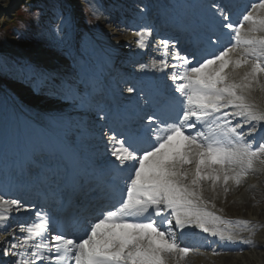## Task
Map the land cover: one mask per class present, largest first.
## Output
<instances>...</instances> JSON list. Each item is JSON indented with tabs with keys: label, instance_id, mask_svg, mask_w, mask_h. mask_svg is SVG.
Here are the masks:
<instances>
[{
	"label": "snow or ice",
	"instance_id": "1",
	"mask_svg": "<svg viewBox=\"0 0 264 264\" xmlns=\"http://www.w3.org/2000/svg\"><path fill=\"white\" fill-rule=\"evenodd\" d=\"M87 3L99 19L95 0ZM203 8L197 51L161 39L154 49L159 58L140 66L165 73L172 86L126 87L135 104L116 114L119 127L103 133L119 182L98 216L69 231L39 208L29 223L17 225L18 233L9 231L13 212L36 206L0 190V225L11 237L0 236V255L13 257L11 264H191L215 241L226 250L237 241L256 246L232 227L251 222L218 215L223 209L216 210L215 199L218 190L227 195L264 170V0H249L236 12L219 0ZM134 35L143 49L152 30ZM21 68L34 72L27 60ZM193 229L214 240H197ZM211 254L221 252L213 247Z\"/></svg>",
	"mask_w": 264,
	"mask_h": 264
},
{
	"label": "rangeland",
	"instance_id": "2",
	"mask_svg": "<svg viewBox=\"0 0 264 264\" xmlns=\"http://www.w3.org/2000/svg\"><path fill=\"white\" fill-rule=\"evenodd\" d=\"M8 1L6 2L8 3ZM122 1L123 3L127 2L124 0ZM25 2L26 0H16L14 6L8 11V13L0 17V52L2 53V55L5 54L4 56H2L3 58H1L3 68H0V82H2L3 87L9 90L11 95L17 100L18 105L21 106V108L26 112L27 115L34 116V114L39 113L41 116L45 117V114H51L46 111H51V108H57L56 111H60L58 109H61L62 106H64L65 110H67L69 114H73L72 117H69V114L66 115L62 120V122L65 123V125H63V129H61L63 123L59 126V129H57L53 126H49L51 122L43 121L44 125L47 128L56 131L57 134L63 135L62 131H64V129L68 127L72 128V131L73 129L76 131L80 130L82 134H78H80V136H86V133L84 131L85 129L82 130L83 127H81L86 125V128L89 129L87 130L86 137H90L89 135L91 133L95 134V129H98V126H96V120L99 118L97 117L98 115L94 114V117L87 115L88 118H86V113L83 112L84 105H82L80 102L74 100H65L63 98H49L48 95L44 94L43 92H39V89L37 90V86L33 87L26 84V82H23V80H21L18 76V69L19 67H21V64H23L24 61L27 60L29 63L32 62L31 58H28L30 56L33 57L37 62L46 60L49 61L50 59H53L54 61H56V63H59L60 61L62 62L64 59H62L61 56H64L67 57L68 61H66L65 59V64L62 62L64 65L63 70H61L63 75L65 74V78H77V66L72 61V59H70V55L72 54L70 52H72L73 46H76V50L80 52V55L81 52H83L85 55H89V53H91L93 56L95 54L96 57H102V55L104 54V50L110 49H103L101 48L102 45L111 47V49L113 50L114 48L119 47L124 39L126 40L128 34L118 36L120 29H113V25L109 26L111 23V18L117 19L114 17V15L117 14L111 7L118 4H113V2L115 3V0H95V6L97 7L99 12V19H97L96 16L92 15V9L89 8L87 0H72L71 4L72 10H74V14H71L70 10H67L66 6H64V0H43L40 3V5H43V7H45L43 13L38 14L35 9L31 10L28 15H25L26 17H23V19L21 20H17V23H19V28H14L9 22L12 20V17L15 15V13H18L22 6H25ZM127 5L130 6L131 4H124V7H126ZM144 5L145 4H143V6ZM108 6L110 8H108ZM133 6H138L139 8L137 9ZM123 9L122 11H124ZM140 9L143 10V7L139 6V4H133L129 8V12H122L121 14L123 16L128 15L131 18L130 21L133 23V21L136 20L135 13L141 12L139 11ZM118 18L122 20L121 17ZM66 19H70L71 23L65 24ZM74 21L76 23H74ZM101 21H107L108 24H106L105 26ZM7 23H9V27H5ZM126 23L129 24V22ZM75 24L78 27L77 30H75ZM80 27H83V30ZM74 31L78 33L80 32L77 37H75ZM131 42L129 41L127 44H123V50L132 51L133 53L134 51L138 52L139 50L137 49L136 44H132ZM3 48L4 50L1 51V49ZM6 53L9 55V57H6ZM10 56L16 57V62L12 61ZM77 58L80 59V56H77ZM37 73V66H34V72L28 71L26 73L27 76H29V74L35 75L32 77L31 83H37L35 82L38 79ZM1 92L2 91L0 90V93ZM76 106H80V111L71 112ZM12 115L13 123L17 119L14 118V114ZM51 121L58 125V122L56 120L54 121L52 119ZM25 126L27 131L30 133L33 132V130H36L33 122H27ZM0 127L2 130V126ZM12 128L15 129L16 124L13 123ZM1 138L0 144H2ZM70 138L74 139L75 137ZM75 140L78 141L77 138H75ZM97 142L95 143V145H99V143ZM85 143L87 144V146L90 144L89 142ZM224 200L225 201H220V205L223 206L224 209L228 210L226 211V213L233 215L242 214L248 217L249 215H251L249 212H254V210H256L257 215L255 216H258L257 224L264 220V216L258 210V206L260 204H264L263 191L261 192L255 187H251L247 197H244V195H242V197L234 200L233 196L225 195ZM253 239L258 240L259 238L255 237ZM263 248H252L256 250L252 251L253 254L257 256V259L255 261L248 260L247 263L244 259V257L246 256L245 254L249 255L251 253H248L252 250L250 249L246 251H240L239 253L229 254L231 256V259L229 260V262H225L224 264H264ZM219 258H221V256H219ZM220 262L221 261H219L218 264H223V262Z\"/></svg>",
	"mask_w": 264,
	"mask_h": 264
},
{
	"label": "bare ground",
	"instance_id": "3",
	"mask_svg": "<svg viewBox=\"0 0 264 264\" xmlns=\"http://www.w3.org/2000/svg\"><path fill=\"white\" fill-rule=\"evenodd\" d=\"M6 1H8V0H0V17L1 16H3L4 14H6V13H8V11L14 6V3L16 2V0H9L8 1V3L6 2ZM136 1L137 0H130L129 1V3H132V2H134V3H136ZM152 2V4L154 3V6H156V14L158 15V14H160V16H161V20L163 21V22H169L171 19H174L175 17L174 16H172V13L169 11V9L167 8V5H169V3L168 2H165V0H162V1H158V0H152L151 1ZM151 4V5H152ZM165 4V5H164ZM150 5V4H149ZM171 5V4H170ZM172 6V5H171ZM170 8V7H169ZM170 9H172V8H170ZM153 19H154V17H153ZM112 20V19H111ZM183 20V19H182ZM4 22V21H3ZM102 22V24L103 25H105L106 26V24H108L106 21H101ZM117 22V23H116ZM124 22H122V23H120L119 21H116L115 19H113L112 21H111V23H110V25L109 26H112L113 25V29H117V28H119L120 29V31H119V33H118V36H123V34H128L127 35V38H126V41H130L131 40V38L133 39V38H135L136 36L134 35L135 34V32H137V30H140V29H142L140 26L141 25H139V24H136L137 25V27L135 26V25H133V27H127L126 26V28L124 27ZM122 25H123V28H122ZM1 26V25H0ZM122 28V29H121ZM125 28V29H124ZM127 28H134L136 31H133L132 29L131 30H129V29H127ZM137 38V37H136ZM132 43H134V42H132ZM138 50H139V52H137L138 54V56H140L141 54H143V52L145 51V48H143V49H141V48H137ZM133 54V53H132ZM118 57V56H117ZM28 58H31V60H32V62H31V64L32 65H34V66H37V68H38V79L35 81V82H37V83H43V85L44 86H46V87H48V88H50V85H49V82L48 81H46V80H44V79H46V75H47V72L46 71H49L48 69L50 68V69H56L55 71H59V69L60 68H64V65H63V63L65 64V62L66 61H60L59 63H56V61H54L53 59H50L49 61L48 60H46V61H40V62H37V61H35V59L33 58V57H28ZM28 71L27 70H25V74L27 73ZM30 75V74H29ZM24 76H27V74L26 75H24ZM35 76V75H34ZM29 76H27V78H28ZM23 78H26V77H23ZM29 79V78H28ZM28 79H27V81H28ZM48 79V78H47ZM139 79H140V81H141V76H139ZM143 81V80H142ZM141 81V82H142ZM47 88V89H48ZM48 90H51V91H53L54 93H55V95L56 96H61L62 94H65L66 92H67V89H66V87L64 88V86H61V88H60V91H55L56 89H55V87H54V89L53 88H50V89H48ZM73 91H75V90H73ZM55 95H53V96H55ZM257 95V100L259 101V94L257 93L256 94ZM0 109H1V111H0V126H4L5 128H4V130H5V132L7 131V133L9 134V132L10 131H12V128H10L11 127V113L12 114H14V116L16 115V117L15 118H17L20 122H19V129H21V133H22V137L20 136V140H21V142H22V145H23V147H24V149H27V150H29V148L31 149V148H35V147H37V148H41L42 146H40V144H42V142H44V139L45 138H47L48 140H46V143H45V146L47 145L48 147H49V144H54L53 142H51L52 140L51 139H53V138H51L53 135H54V133H53V130H51L50 128L49 129H47V128H44L43 126H40V125H37L36 124V121H37V123H41V121H44V122H51L50 124H49V126H53L54 128H57V129H59V126L63 123L64 125H65V123L64 122H62V120H63V117H60V116H58V115H54L53 113H51V112H54L55 111V108H51V111H48L49 113H51V114H45V117H43V116H41L39 113H36V114H34V116L33 115H27L26 114V112L24 113V114H21L20 113V110H22L20 107V105H18V102H17V100L12 96V95H9V94H2V93H0ZM87 106V105H86ZM262 107H264V104H262L261 105ZM80 107V106H79ZM64 108V106H62V109H61V111L62 110H64L63 109ZM86 110H88V114L89 115H91L90 114V112H89V110H91L90 108H89V106H87V109ZM65 112H68L67 110H65ZM26 115L27 116H29V117H26ZM51 115V116H50ZM30 117L32 118L33 117V120L32 119H30ZM42 117V118H41ZM69 117H72V116H70L69 115ZM36 118V119H35ZM43 118H45V119H43ZM52 119H55L57 122H58V125L57 124H55V123H53L51 120ZM54 120V121H55ZM30 123V122H33V124H35L37 127H38V129H40V131H41V133H43L44 134V139L42 138V139H40V137H38L37 139H35V140H32V139H30V137L32 136L31 134H33L32 132L30 133V132H27V129H26V126H25V124L26 123ZM43 122V123H44ZM85 122V121H84ZM34 125V127L35 128H37L36 126ZM81 127H83V129L82 130H84L85 131V133H86V135H87V130H89L88 128H86V125L85 126H81ZM69 129H72V128H69ZM100 129H101V131H102V128L100 127ZM83 131V132H84ZM100 131V130H99ZM95 133V132H94ZM84 134V133H83ZM102 134V133H101ZM31 135V136H30ZM36 135H40V133L38 132V134L36 133ZM103 135V134H102ZM90 137H92V142H89L90 144L88 145V146H94V145H92L94 142L96 143L97 142V140H98V138H95V135H92V133L89 135ZM94 136V137H93ZM104 136V135H103ZM102 137V136H101ZM51 138V139H50ZM104 137H102V141H106V139H103ZM79 140L80 141H85V139L83 140V139H81V138H79ZM9 142H7V144H8ZM82 144H83V142H82ZM84 144H86V143H84ZM31 145H33V146H31ZM83 148H84V150H83V153L85 152V150H87L88 148H87V146H82ZM108 147H109V145H107L106 146V150H105V147H104V150H103V153L104 152H106L107 151V149H108ZM10 149H12V147H10ZM10 149H8V150H10ZM86 154V153H85ZM97 153H96V151H93V156L94 155H96ZM90 157V156H89ZM32 159H34V157L32 156L31 157ZM1 159H9V157L7 156V155H0V160ZM12 160H13V168H14V174H13V181H14V179H15V176H16V174H17V172H16V168H17V162H15L14 161V159L13 158H11ZM11 169H12V167H11ZM34 172H36L37 173V171L36 170H34ZM257 176H259V177H257ZM260 176H264V170H258L255 174H250L247 178H246V180H245V182L242 184V185H240L239 187H233L232 188V190L227 194V195H230V196H233L234 197V200H237L238 198H240V197H242V195H244V197L246 196L247 197V195H248V192L250 191V187L253 185V184H255V186H260V185H262V184H264V177H260ZM18 179L20 180V177H18ZM13 181H12V185H11V187L12 186H15L14 185V183H13ZM250 182H252V183H250ZM263 186V185H262ZM16 188H18V189H20V190H22V188L24 187V183H22V184H20L19 186H15ZM218 191H222V190H218ZM263 193H264V189H263ZM240 194V195H239ZM225 195V194H224ZM222 197V196H221ZM259 208H258V210L261 212V214L264 216V204H260L259 206H258ZM251 215H249V216H252L253 218H255V219H257L258 218V216H255V215H257V212H256V210H254V212H249ZM264 218V217H263ZM258 226H259V228H258ZM258 226H257V224H253L252 225V227H250L249 228V231L252 233V232H254L255 233V235H254V237H257V238H259V240L258 241H254V244L256 245L255 247H251V246H248V245H244V249H252V248H263L264 247V220L263 221H261L259 224H258ZM2 229H3V226L2 225H0V236H2V237H9V239H10V236H7V235H5L4 233H3V231H2ZM10 230V229H9ZM249 231H247V232H249ZM251 233H249L250 235H251ZM246 247V248H245ZM251 247V248H250ZM264 249V248H263ZM252 251H256L255 249H252L251 251H249L248 253H250L249 255L248 254H245L246 256L244 257V259H245V261L248 263V260L250 261V260H256L257 258V256L255 255V254H253V252ZM257 254V253H256ZM219 256L218 257H215V256H210L208 253L207 254H204V255H196V256H193L192 258H191V264H218V262L219 261H221L220 263H222L223 262V264L225 263V262H229V260L231 259V256L228 254V255H222L221 256V258H219Z\"/></svg>",
	"mask_w": 264,
	"mask_h": 264
},
{
	"label": "trees",
	"instance_id": "4",
	"mask_svg": "<svg viewBox=\"0 0 264 264\" xmlns=\"http://www.w3.org/2000/svg\"><path fill=\"white\" fill-rule=\"evenodd\" d=\"M41 1L42 0H27V2H25V6H22V8L18 11V13H15V15L12 17V20L9 22L10 24H12L11 26L14 28H19V26H18L19 23H17V20L18 19L21 20V19H23V17H26L25 15L26 14L28 15L30 13V11L32 10L31 5L36 6ZM9 23H7L5 25V27H9L10 26ZM13 24H15V25H13ZM30 25H31V23H30ZM3 50H4V48L1 49V51H3ZM2 56H4V55H2V53L0 52V67H2V62H1V58H3Z\"/></svg>",
	"mask_w": 264,
	"mask_h": 264
}]
</instances>
